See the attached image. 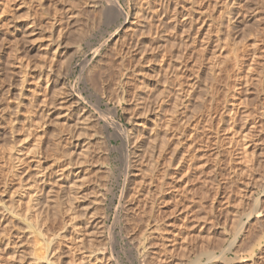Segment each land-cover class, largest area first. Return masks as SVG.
Segmentation results:
<instances>
[{
  "label": "rangeland",
  "instance_id": "obj_1",
  "mask_svg": "<svg viewBox=\"0 0 264 264\" xmlns=\"http://www.w3.org/2000/svg\"><path fill=\"white\" fill-rule=\"evenodd\" d=\"M169 1L167 16L155 0H118L131 32L105 17L110 0H0V203L62 165L68 179L44 193L59 192L64 213L75 186L80 226L58 211L42 222L66 236L63 264H101L100 252L144 264L146 238L145 264H264V5L242 0L229 26L219 0ZM49 61L46 86L36 74ZM5 225L0 264L42 250L39 229Z\"/></svg>",
  "mask_w": 264,
  "mask_h": 264
},
{
  "label": "bare ground",
  "instance_id": "obj_2",
  "mask_svg": "<svg viewBox=\"0 0 264 264\" xmlns=\"http://www.w3.org/2000/svg\"><path fill=\"white\" fill-rule=\"evenodd\" d=\"M110 4L107 5V7H102V9L105 11L104 13L107 15L105 16L106 18L108 17V19L110 20L111 18H114V17H122V22L119 24V28L120 29H123L126 31V29L130 30L131 29V32H136L138 28V26L136 27V20L133 19L132 22H129V19H128V16H130L129 13H126L123 8L120 6L118 0H110ZM217 1V0H216ZM221 1L220 5H227L229 8L227 9V12H226V15H225V19H226V22H228L229 26H230V23L233 24L236 20V18L238 17L237 15L238 14H235L236 12H239L240 13V8H242L241 6V1L242 0H219ZM260 1V0H259ZM258 1V2H259ZM144 2V1H143ZM145 4L149 3V0H145ZM223 2V3H222ZM243 2V1H242ZM155 3L157 4V9H156V13L157 15L162 14V15H167L166 12L170 6V1L169 0H155ZM259 3H262L264 5V0H261V2ZM140 4V3H139ZM150 4V3H149ZM219 4V3H218ZM222 5V6H223ZM260 6V4H258ZM98 6V5H97ZM140 6V5H139ZM218 6V5H217ZM245 6V5H244ZM243 6V7H244ZM256 6V5H255ZM240 7V8H239ZM248 7V6H246ZM244 7V8H246ZM263 7V6H260V8ZM143 8V7H142ZM149 8V7H148ZM216 8V7H215ZM243 8V9H244ZM264 8V7H263ZM261 8L264 12V9ZM217 9V8H216ZM133 10V9H132ZM139 11V9H138ZM143 11V10H142ZM146 11V10H145ZM242 11V9H241ZM140 13V11H139ZM150 14V13H149ZM132 15V14H131ZM137 15V13H136ZM136 15L133 14V17L136 18ZM168 16V15H167ZM237 16V17H236ZM153 18V17H152ZM151 18V19H152ZM239 18V17H238ZM141 19V18H140ZM105 20V18H104ZM234 25V24H233ZM232 25V26H233ZM151 28V27H150ZM157 28V26H156ZM136 29V31H135ZM159 29V28H158ZM158 29H155V33H158ZM121 30V31H123ZM162 30V29H161ZM165 30V29H164ZM124 31V32H125ZM126 33V32H125ZM128 33V31H127ZM130 33V32H129ZM118 34V33H117ZM133 33H130V36L132 35ZM119 35V34H118ZM127 35V34H126ZM118 37V36H117ZM117 40H119V38H117ZM115 40V42L117 41ZM117 43V42H116ZM133 43V42H132ZM131 43V44H132ZM135 44V43H134ZM136 46V44H135ZM134 46V47H135ZM134 47H133V50H134ZM136 50V49H135ZM69 60V59H68ZM52 62V61H51ZM51 62L49 61L47 64H49V67L47 70H40L36 75L38 76V79H40L41 81L45 82L46 83V86H47V83L52 79V68L53 66H51ZM214 65V64H213ZM22 66V64H21ZM216 66V65H215ZM41 67V66H40ZM123 67V66H122ZM42 69V68H40ZM25 71V70H24ZM240 73V72H239ZM28 74V73H27ZM55 74V73H54ZM58 74V73H57ZM35 75V76H36ZM24 76H28L25 74L22 75V78H21V83L24 82L25 78ZM33 76V75H31ZM54 77V76H53ZM55 80V79H54ZM56 81H61L62 80L60 78H57ZM54 81V82H56ZM247 81V79H246ZM51 83V82H50ZM57 83V82H56ZM253 83V82H252ZM61 84V83H60ZM254 84V83H253ZM54 85V84H53ZM63 85L65 84H62V87ZM257 85V84H254V86ZM258 85H261V84H258ZM45 86V85H44ZM46 86H45V90H44V94L46 92ZM257 87V86H256ZM261 87V86H259ZM258 87V88H259ZM64 88H66L64 86ZM255 89V87H254ZM260 89V88H259ZM262 89V88H261ZM63 90V89H62ZM263 90V89H262ZM64 91V92H63ZM62 91V95L63 98H64V101H67L68 103H71V102H74V106L72 107L73 109H76L79 105L78 103L75 101L74 97L70 94H68L67 90L64 89ZM47 93V92H46ZM184 100V99H183ZM264 105V104H263ZM263 107V106H262ZM44 111L45 109L44 108H40L37 112H36V115L38 116V118H43L42 117V114H44ZM238 110H235L233 111V114H237ZM40 113V115H39ZM264 115V114H263ZM40 116V117H39ZM44 123V122H43ZM136 124V123H135ZM41 126V125H40ZM43 128V127H42ZM41 128V129H42ZM37 137H39V140H42V137L38 134H35ZM63 142V139L58 137L56 138L55 140L52 141V145H53V149L52 151L54 153H56L57 155H61L63 152L61 150H58V149H61V144ZM41 144V143H40ZM123 153H126V152H123ZM136 154V153H135ZM80 158H83L85 157V151L83 152H80ZM128 156V155H127ZM137 156V155H136ZM153 156V153L151 152V157ZM129 158V157H128ZM133 158V156H132ZM84 159V158H83ZM82 159V160H83ZM135 159H137L135 157ZM137 162V160H135ZM141 159H139V165ZM130 162V161H129ZM135 162L136 166H137V163ZM134 164V167L136 168ZM131 165V164H130ZM62 165H58L56 166L55 168L53 167L52 169H49L47 172H43L42 174H39L37 177H34L32 178L30 181L26 182L25 184L21 185V190H22V195H19V197L17 198V200H13L9 198L8 200V203L7 201L5 202H2L0 203V231L3 232V237H8L6 235V232L9 231L8 230V226L6 227L5 223L7 221H12V219H15L16 221L22 223V225L20 227H22L23 225L25 227H22V228H28L30 230H33V228L36 230V229H39V235L40 233L42 234V243L44 244L43 245V248L42 250L39 252V253H36L35 250L31 251L32 253L28 255L27 258H23L22 257H18L17 259L18 262H24L26 264H29L31 262V264H42L41 261H44V264H63L60 260L61 258V255L56 251V247L54 245V243L56 241H59L58 243V246L60 244V242L62 241V239H65V235H57L55 230H50L48 229L44 223L42 222L44 219H48L51 215L50 212L52 211H58V213L60 214L61 211L64 209V202L62 200L59 199V196H60V193L55 191V193L51 190V192L47 195H45L44 191H46V185L45 183L46 182H49L50 180L52 179H57L59 178V180H61V184H63L67 179H68V176H69V172L63 168H61ZM55 169V170H54ZM136 169H140V166ZM58 171V172H57ZM130 171V170H129ZM140 171H142L140 169ZM139 171V172H140ZM129 174V173H128ZM136 176V174H134ZM130 176V175H129ZM22 181V180H21ZM64 181V182H63ZM55 182V180H54ZM59 183V186H61V184ZM58 184V183H56ZM55 184V185H56ZM69 196H68V200L67 202L70 204L68 206V212H64V213H61V218L62 219H59V221L62 223L61 226H64V225H70L73 227L72 230H75V229H78L79 226H80V223L76 221V218H75V211H76V207H78V204H76V202H74V205L72 206V202L76 200V190L74 189L75 186H70L69 187ZM75 190V191H74ZM25 196V197H24ZM26 197H28V199H26ZM41 198L44 200H46L47 202H51V206L50 207H46L45 211H44V215L42 216V212L39 213L38 212V208L36 207V205L42 203L41 202ZM13 202H17V203H13ZM8 204V205H7ZM14 204V205H13ZM257 207V206H256ZM55 214L57 212H54ZM52 214L55 215V214ZM50 215V216H49ZM40 218H39V217ZM99 222V221H97ZM43 223V224H42ZM67 223V224H66ZM19 224V223H18ZM98 224V223H97ZM67 225V226H68ZM67 230V229H66ZM65 230V231H66ZM8 233V232H7ZM65 233V232H64ZM2 235V233H1ZM238 235V234H237ZM3 237L0 239V244L3 243ZM78 238V237H76ZM7 239V240H6ZM6 241H9V237L8 238H5ZM79 242H83L81 240H83V238L80 237V239H78ZM142 240V239H141ZM140 240V245H143L145 247V251L143 250L142 253H140V261L139 262H142L145 264V262H147L149 259L148 257V249L146 248V245H147V238L145 240H142L143 243L141 242ZM12 241V240H11ZM9 241V242H11ZM7 243V242H6ZM71 243L74 244L71 240ZM139 244V243H138ZM138 246V245H136ZM70 247V245L68 246V248ZM143 247V248H144ZM58 248V247H57ZM139 251V250H138ZM155 252V251H154ZM209 260H213L214 258H217V257H214V256H211L212 254L209 252ZM207 255V256H208ZM150 256V255H149ZM102 262L101 264H113L109 258V254L106 253V252H100L98 257H94V260L95 261L96 259H98ZM92 258L91 257H88L86 258V260L84 259V261L82 263L84 264H92ZM148 259V260H147ZM41 260V261H39ZM215 260V259H214ZM217 260V259H216ZM13 261V260H12ZM99 261V262H100ZM16 262V259L15 261ZM17 262V263H18ZM46 262V263H45ZM201 263V262H200ZM16 264V263H15ZM21 264V263H20ZM23 264V263H22ZM79 264V263H78ZM81 264V263H80Z\"/></svg>",
  "mask_w": 264,
  "mask_h": 264
}]
</instances>
